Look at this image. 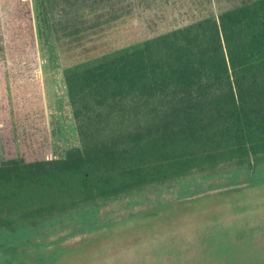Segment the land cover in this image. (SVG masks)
Returning <instances> with one entry per match:
<instances>
[{"label": "rangeland", "instance_id": "obj_1", "mask_svg": "<svg viewBox=\"0 0 264 264\" xmlns=\"http://www.w3.org/2000/svg\"><path fill=\"white\" fill-rule=\"evenodd\" d=\"M242 1L0 0V163L64 159L80 146L65 59L102 56ZM80 39L86 46L72 49ZM0 264H264V157L0 229Z\"/></svg>", "mask_w": 264, "mask_h": 264}, {"label": "trees", "instance_id": "obj_2", "mask_svg": "<svg viewBox=\"0 0 264 264\" xmlns=\"http://www.w3.org/2000/svg\"><path fill=\"white\" fill-rule=\"evenodd\" d=\"M64 62L80 146L0 163V229L264 157V0Z\"/></svg>", "mask_w": 264, "mask_h": 264}]
</instances>
